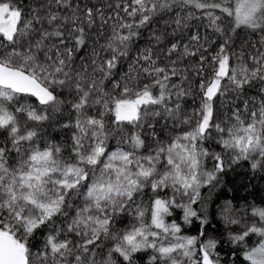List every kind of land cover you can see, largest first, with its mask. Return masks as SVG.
<instances>
[{"label":"snow or ice","instance_id":"obj_1","mask_svg":"<svg viewBox=\"0 0 264 264\" xmlns=\"http://www.w3.org/2000/svg\"><path fill=\"white\" fill-rule=\"evenodd\" d=\"M0 264H264V0H0Z\"/></svg>","mask_w":264,"mask_h":264},{"label":"trees","instance_id":"obj_2","mask_svg":"<svg viewBox=\"0 0 264 264\" xmlns=\"http://www.w3.org/2000/svg\"><path fill=\"white\" fill-rule=\"evenodd\" d=\"M241 195H244V193L242 192Z\"/></svg>","mask_w":264,"mask_h":264}]
</instances>
